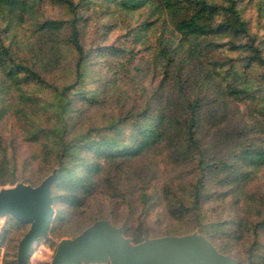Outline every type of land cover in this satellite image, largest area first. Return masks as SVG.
I'll use <instances>...</instances> for the list:
<instances>
[{
	"label": "trees",
	"instance_id": "trees-1",
	"mask_svg": "<svg viewBox=\"0 0 264 264\" xmlns=\"http://www.w3.org/2000/svg\"><path fill=\"white\" fill-rule=\"evenodd\" d=\"M55 168L45 242L106 220L264 264V0H0V186Z\"/></svg>",
	"mask_w": 264,
	"mask_h": 264
},
{
	"label": "water",
	"instance_id": "water-1",
	"mask_svg": "<svg viewBox=\"0 0 264 264\" xmlns=\"http://www.w3.org/2000/svg\"><path fill=\"white\" fill-rule=\"evenodd\" d=\"M56 168L37 186L23 182L0 187V219L9 216L28 230L16 247L15 264H30L34 243L44 239L53 220L51 183ZM44 264H238L220 253L202 234L144 238L140 243L123 235L121 227L97 220L74 238L60 239Z\"/></svg>",
	"mask_w": 264,
	"mask_h": 264
},
{
	"label": "rangeland",
	"instance_id": "rangeland-1",
	"mask_svg": "<svg viewBox=\"0 0 264 264\" xmlns=\"http://www.w3.org/2000/svg\"><path fill=\"white\" fill-rule=\"evenodd\" d=\"M45 8L47 9L46 10L47 14L50 15V16H54V15L57 14V12H59L58 7H56V6H54L53 4H50V3H47V5L45 6ZM19 35H20V37L23 40L24 39L26 40L28 38L29 33L26 32L25 29H23L21 32H19ZM262 181L264 182V177H263ZM17 182H23V181L22 180H19ZM25 184H28V183H25ZM8 185L10 186V184H6V185H3V186H8ZM53 216H54V209H53ZM9 218H10L9 216H5V217H3V218L0 219V234H1L2 229L4 227H6V225L8 224ZM85 221L86 220H84L83 222H85ZM116 226L121 227V226H119V224H117ZM76 227L78 228V226H75V228ZM153 227H154L153 229H155V230H154V232H152V234L150 236H154V235L156 236V235H158V228L156 226H153ZM194 231H197V230H194ZM194 231H192V232H194ZM22 234H23V232L21 230L14 231V232L11 233V238H12L11 245L10 246H8V245H0V264H11V262H10L11 261V257H10L9 254L11 253L12 248H14L13 249V252H15V255H16V247H17V244H18L19 240L22 237ZM63 238H71V237H63ZM63 238H60V239H63ZM60 239H52L50 243L49 242H45L43 239L37 240L34 243L33 248L31 250V253L32 254L29 257L30 264H44V262L50 261L52 255L54 253L56 243ZM0 243H1V236H0ZM7 247L10 248V251L9 252L7 251Z\"/></svg>",
	"mask_w": 264,
	"mask_h": 264
}]
</instances>
